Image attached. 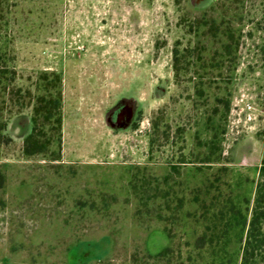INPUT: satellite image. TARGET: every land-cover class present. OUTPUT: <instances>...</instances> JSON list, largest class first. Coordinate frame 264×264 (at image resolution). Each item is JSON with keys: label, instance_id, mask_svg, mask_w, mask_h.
Returning <instances> with one entry per match:
<instances>
[{"label": "rangeland", "instance_id": "rangeland-1", "mask_svg": "<svg viewBox=\"0 0 264 264\" xmlns=\"http://www.w3.org/2000/svg\"><path fill=\"white\" fill-rule=\"evenodd\" d=\"M0 46L19 85L57 74L62 100L41 153L24 152L31 109L0 139V264H146L167 246L165 264H240L264 166V0H0ZM211 115L221 161L188 163ZM171 164V210L137 213L131 181ZM219 219L224 243L197 251Z\"/></svg>", "mask_w": 264, "mask_h": 264}, {"label": "trees", "instance_id": "trees-1", "mask_svg": "<svg viewBox=\"0 0 264 264\" xmlns=\"http://www.w3.org/2000/svg\"><path fill=\"white\" fill-rule=\"evenodd\" d=\"M227 45L228 46L224 48L226 51L225 55L230 56L231 53L229 51L231 49L233 50L234 47L232 44ZM184 51H187L188 53L189 50ZM172 55L175 73L182 72L184 74H188V71L191 69L190 65L193 64L191 63L192 60H189V58L192 56H188L187 54L183 53L179 54V50L177 48L173 50ZM182 58L183 60L186 59L184 64H182ZM15 74L16 72L14 68L9 67L5 61V52L3 51L2 46H0V101L2 99L0 108L1 105H4L7 102L10 109L8 112V117L2 122V124H0V139L9 140L7 137V128L9 127L8 123H16V126H14L13 129H17L19 127V116H22V113L25 109H31V116H27L30 122V132L22 140H24L25 154L27 156H33L41 153L42 149L44 148L43 144H40L43 134H41L38 130V123H43V125L51 124L52 129L55 130L58 135L61 134L62 100L61 89L59 87L61 84V77L57 74H44L43 77L39 78L38 82H36L34 85L32 84L30 86L23 87L22 85L18 84ZM31 86L33 89H31ZM198 93L200 95L202 90H199ZM223 103L228 105L229 102ZM218 111L219 110H217L215 107L214 114H217ZM214 116H207V119L204 121L206 132H214L212 134L214 140H205V142L199 144L200 147L198 146L196 152L194 150H190L189 155L192 159H188V163L198 160L201 164L203 163L212 165L221 161L220 157L222 141L217 140L218 134L217 132L215 133L217 128L211 127L213 125L212 122L214 121ZM11 131L12 130H10L9 136L12 137ZM178 163H182V158L178 160ZM170 166L172 167V173L166 175L160 182L154 180L152 183L150 179L144 176H141L137 179L135 178L133 181H131V188L133 190L132 193L139 201L137 213L146 215L155 214L153 213L154 210L152 206L149 205L151 203L154 205L157 200L162 202V204L159 206L161 210H171L169 209V203L173 202V199L171 200V196H175L176 192L174 185L170 184V179L171 176L178 174L179 171L175 165L171 164ZM259 176L261 179L256 184L255 197L250 219L248 222L245 220L243 222V227L246 228V235L240 264H264V166L260 168ZM179 201V203L182 204L181 200ZM178 208L181 207L178 206L175 209L177 210ZM218 215L222 220L223 213L220 211ZM159 217L163 219L161 214ZM220 219V227H217L216 223L214 222L213 224L204 228L203 236L198 238L195 243V248L197 251L202 249L206 244H208L209 247H215L217 243L223 242L224 234L228 231V226L230 225H224ZM232 219L235 222L238 221L235 214ZM163 220L167 221L165 216ZM168 229L169 227L165 225L163 230L169 241H171L172 237L170 230ZM207 233H209V237L207 236ZM170 253H172V248L171 246H167L155 255L147 254L146 264H149L150 260H152V263L154 264L168 263V257Z\"/></svg>", "mask_w": 264, "mask_h": 264}, {"label": "built area", "instance_id": "built-area-1", "mask_svg": "<svg viewBox=\"0 0 264 264\" xmlns=\"http://www.w3.org/2000/svg\"><path fill=\"white\" fill-rule=\"evenodd\" d=\"M252 107H251V105L250 104H246V109L247 110H250Z\"/></svg>", "mask_w": 264, "mask_h": 264}, {"label": "flooded vegetation", "instance_id": "flooded-vegetation-1", "mask_svg": "<svg viewBox=\"0 0 264 264\" xmlns=\"http://www.w3.org/2000/svg\"><path fill=\"white\" fill-rule=\"evenodd\" d=\"M7 130H9L7 134L10 135V128L8 127Z\"/></svg>", "mask_w": 264, "mask_h": 264}]
</instances>
